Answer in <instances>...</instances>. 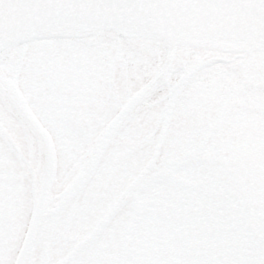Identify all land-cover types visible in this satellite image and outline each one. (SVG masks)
<instances>
[{"label": "flooded vegetation", "instance_id": "flooded-vegetation-1", "mask_svg": "<svg viewBox=\"0 0 264 264\" xmlns=\"http://www.w3.org/2000/svg\"><path fill=\"white\" fill-rule=\"evenodd\" d=\"M17 49L15 83L52 136L56 173L69 180L85 166L114 112L150 74L151 58L161 54L143 40L120 42L110 30L32 40ZM28 65L33 78L24 73ZM214 70L175 98L157 158L131 185L135 140L110 139L92 173L95 264H264V80H247L236 67ZM136 73L144 77L134 85ZM163 88L156 101L149 97L133 113L162 100L164 109L169 98ZM181 118L190 126L183 136ZM6 170L0 168V223L17 225L28 219L31 188L28 196L18 185L7 189ZM150 187L153 197H138ZM167 226L171 252L141 246Z\"/></svg>", "mask_w": 264, "mask_h": 264}, {"label": "water", "instance_id": "water-1", "mask_svg": "<svg viewBox=\"0 0 264 264\" xmlns=\"http://www.w3.org/2000/svg\"><path fill=\"white\" fill-rule=\"evenodd\" d=\"M103 29H111L128 37L161 39L171 47V52L168 63L141 86L110 120L98 139L85 169L70 183L60 203L86 180L122 119L142 98L151 93L160 81L165 80L177 48H193L206 52L202 61L195 64L178 83H182L196 67L205 62L263 56L264 0H0V50L4 47L0 52V64L5 69L12 66L10 73L14 75L17 60L13 63L15 55L12 52V45H9L11 43L34 37L81 34ZM18 51L19 49L16 51L17 54ZM216 62L218 61L210 62L209 66ZM0 92L35 133L39 148L43 151L42 164L33 191L31 215L13 261V264H24L46 214L58 210V204L53 208L46 204L56 157L48 131L37 120L15 85L1 71ZM162 92L163 90L155 92L152 101H156ZM5 104L24 129L27 162L33 178L35 173L33 167L37 170L39 166L38 149L35 143L34 150L30 144L29 128L19 119L7 101ZM137 113L131 116L118 132L130 123ZM162 136L163 134L160 138ZM157 149L158 144L142 170L153 159ZM34 181L35 178L32 179L33 184ZM63 187L56 192L51 189L50 194L57 195Z\"/></svg>", "mask_w": 264, "mask_h": 264}, {"label": "rangeland", "instance_id": "rangeland-1", "mask_svg": "<svg viewBox=\"0 0 264 264\" xmlns=\"http://www.w3.org/2000/svg\"><path fill=\"white\" fill-rule=\"evenodd\" d=\"M149 41L150 45L147 44V46H149L152 51L158 50L160 46L161 51H163L157 58H151V70H153L164 60L163 54L164 52L168 53V47L167 45L164 46L162 42L156 39H150ZM240 61L241 60H237L234 66L236 67V71L240 73V76L243 75L245 79L250 81H256L254 80L255 78L264 80V77L255 75V69L250 68L247 64H245L247 70L244 67L240 70V64L243 62H250L251 60H249V58L242 60V62ZM229 67L234 68L233 66H228L223 61L212 64L199 72L192 79L188 80L184 91L192 90L199 85L203 81L204 76L208 75L212 69H215L213 71L215 72L218 71V68ZM33 72L34 70H32L31 65H28L24 71L29 78L32 77L31 74ZM145 76V78H147L146 74ZM143 77L141 73H136L133 80L134 85H137ZM42 82L38 83L41 84ZM256 88H258V86ZM238 91H240V89L235 85L234 93L238 94ZM162 102L164 101L157 102L155 106L150 107L145 112H138L130 123L121 129L115 136L117 139L134 138L136 145H134V149L130 154L131 158H133L135 173L150 157L154 144L160 135L162 128ZM186 116H192V113H186L183 117ZM178 127H183L180 130L181 136H183L186 131L190 130L187 119H181ZM116 142H121V140H116ZM3 156L5 158L2 160ZM0 168L7 169L3 177L4 186L9 190L12 184L21 186L23 190H26L28 196L32 184V172L27 162L26 135L19 120L10 111L1 96ZM68 180L69 178L64 172L59 170L53 178L52 191H58ZM156 185L158 187V181ZM154 192L152 187H150L148 191L139 192L138 197L141 199H150V197H153L152 194H154ZM155 195L157 198V193H155ZM96 197V175L93 174L58 214L49 217L36 239L35 245L30 252L29 260L33 261L34 264H95L98 259V254L94 249L95 238L92 237L90 242L85 245L80 247L79 245L89 231L94 230L98 209V197ZM26 200L28 203L27 205L30 204L29 206L31 207V198L27 197ZM24 212L28 215V206H26ZM26 222L27 218H23L22 221L20 219L17 225L13 223L9 225H5V223L3 224L2 222L0 223V264L12 263L22 239ZM139 224L140 223H135V230H137ZM172 232L171 228L167 226L164 232L157 236H152L149 238L148 243H144L141 246L146 249L169 253L174 249V236ZM45 239L48 240L46 258L44 257ZM134 241H137V239H134Z\"/></svg>", "mask_w": 264, "mask_h": 264}, {"label": "bare ground", "instance_id": "bare-ground-1", "mask_svg": "<svg viewBox=\"0 0 264 264\" xmlns=\"http://www.w3.org/2000/svg\"><path fill=\"white\" fill-rule=\"evenodd\" d=\"M254 61L257 62L258 66H264V54L260 58L254 59ZM258 70L260 72L259 74H261V72H264V67H260ZM26 264H34V263L33 261L30 260Z\"/></svg>", "mask_w": 264, "mask_h": 264}]
</instances>
